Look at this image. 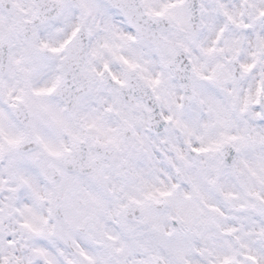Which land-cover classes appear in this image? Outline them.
Returning a JSON list of instances; mask_svg holds the SVG:
<instances>
[{"label": "snow or ice", "instance_id": "obj_1", "mask_svg": "<svg viewBox=\"0 0 264 264\" xmlns=\"http://www.w3.org/2000/svg\"><path fill=\"white\" fill-rule=\"evenodd\" d=\"M0 264H264V0H0Z\"/></svg>", "mask_w": 264, "mask_h": 264}]
</instances>
